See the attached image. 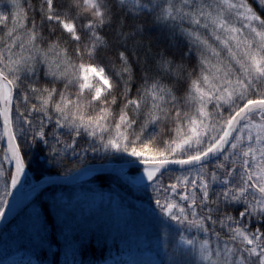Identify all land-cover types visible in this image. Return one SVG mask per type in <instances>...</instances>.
<instances>
[{
    "label": "snow or ice",
    "instance_id": "1",
    "mask_svg": "<svg viewBox=\"0 0 264 264\" xmlns=\"http://www.w3.org/2000/svg\"><path fill=\"white\" fill-rule=\"evenodd\" d=\"M0 264H264V0H0Z\"/></svg>",
    "mask_w": 264,
    "mask_h": 264
},
{
    "label": "trees",
    "instance_id": "2",
    "mask_svg": "<svg viewBox=\"0 0 264 264\" xmlns=\"http://www.w3.org/2000/svg\"><path fill=\"white\" fill-rule=\"evenodd\" d=\"M96 254L100 255V250L99 249H96Z\"/></svg>",
    "mask_w": 264,
    "mask_h": 264
}]
</instances>
